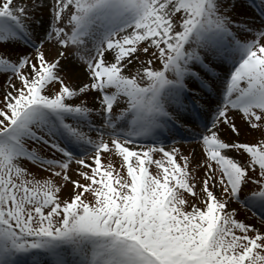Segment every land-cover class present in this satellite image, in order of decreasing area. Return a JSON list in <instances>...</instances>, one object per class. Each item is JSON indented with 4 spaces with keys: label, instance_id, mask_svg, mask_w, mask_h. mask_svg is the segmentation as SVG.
<instances>
[{
    "label": "snow or ice",
    "instance_id": "obj_1",
    "mask_svg": "<svg viewBox=\"0 0 264 264\" xmlns=\"http://www.w3.org/2000/svg\"><path fill=\"white\" fill-rule=\"evenodd\" d=\"M0 264H264V0H0Z\"/></svg>",
    "mask_w": 264,
    "mask_h": 264
},
{
    "label": "rangeland",
    "instance_id": "obj_2",
    "mask_svg": "<svg viewBox=\"0 0 264 264\" xmlns=\"http://www.w3.org/2000/svg\"><path fill=\"white\" fill-rule=\"evenodd\" d=\"M177 139L181 140V143L183 144V138L182 137H177ZM183 146L185 147L186 151H191L194 147H196V144L194 141H190L189 143L184 144ZM233 206H236L235 202H234ZM240 215H244V212L241 211Z\"/></svg>",
    "mask_w": 264,
    "mask_h": 264
}]
</instances>
